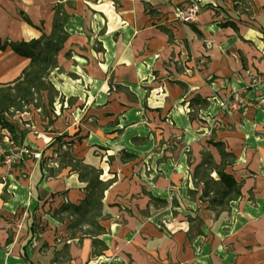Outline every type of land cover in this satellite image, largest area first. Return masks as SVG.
Returning <instances> with one entry per match:
<instances>
[{
	"label": "crops",
	"instance_id": "obj_1",
	"mask_svg": "<svg viewBox=\"0 0 264 264\" xmlns=\"http://www.w3.org/2000/svg\"><path fill=\"white\" fill-rule=\"evenodd\" d=\"M61 1L0 0V39L49 32ZM186 1L65 4L71 17L58 56L63 74L51 79L75 101L64 110L81 127L70 137L83 141L74 154L110 183L100 218L105 230L97 236L106 248L93 253L95 237L76 234L73 217L57 212L86 197L81 171L55 162L47 178L32 159L31 182L8 177V197L0 200V264H264V0L238 20L223 19L205 2L198 19L184 23L173 10ZM228 20L238 29L221 26ZM28 62L10 45L0 48V84ZM237 93L245 106L226 113ZM197 121L213 134H198ZM209 141L234 155L225 171L241 183V194L194 232L195 168L204 150L221 162Z\"/></svg>",
	"mask_w": 264,
	"mask_h": 264
},
{
	"label": "rangeland",
	"instance_id": "obj_2",
	"mask_svg": "<svg viewBox=\"0 0 264 264\" xmlns=\"http://www.w3.org/2000/svg\"><path fill=\"white\" fill-rule=\"evenodd\" d=\"M207 1L211 0H202L201 7H203V4ZM212 1L213 5L221 10L223 19L232 18L234 20H238L237 17H242V15L243 17H249L250 13H252L251 10L253 4L255 5V2H257V0ZM62 74V69L56 68L51 72L50 78H53L54 75L57 77L59 75L62 76ZM115 90L116 89L112 88L109 89L108 94H110V91ZM52 96L54 97V102L50 104L48 91L43 90L39 94L34 95L35 100L31 104L23 107L24 111L13 109L12 112L5 114V116L15 124L18 138H15L11 133H9L6 129L1 128L0 126V200L6 199L8 197V185H6L8 177L12 176V178H16L21 184H23V182H31L32 171L29 172V167L27 166V164H30V167H32L31 165L33 164L29 163L30 160L34 159L38 166L42 167L43 169L45 168L46 172H44V175L47 174L48 178L49 176L54 175V173H52L50 169H56L57 166H55V162L56 164L61 165V163L63 162V154L75 155L74 151H78L81 144L83 143L81 137L79 139H77V137L70 138L75 136V134H78L79 131H77V128L80 126H78L76 123L73 124L75 125L73 126V120L70 115L71 112L64 111L65 108L71 104V102L75 101L71 98L66 99L67 96H63L60 92H58V94L54 92L52 93ZM225 112L229 113L227 109ZM71 125L73 127L68 129L67 127ZM195 125L198 128L196 130L198 134L202 131V137L203 135H205V132L207 135L213 134L210 129L211 127H207L209 130L206 131L204 129L205 126L200 127L198 121ZM79 129H81V127ZM162 129L165 128L162 127ZM44 132H47L45 134H48L49 132H51L52 134H48L49 136L43 135L42 133ZM61 132L62 134L55 135V133ZM63 133H74V135L67 136L63 135ZM164 133L168 134L171 133V131L165 129ZM30 136L33 137V140H30ZM58 137H63L64 141L68 142L64 143L62 142L63 140H60ZM53 139L55 140L53 141ZM45 145H47L46 149H49V151L47 152L46 149H44ZM24 148H28L30 150V153L19 155V152ZM41 150H43L42 155L40 153ZM15 154L19 157L18 162L11 167L7 166L4 161L5 155ZM213 159L214 164H218L217 162L219 161V156H216V158L214 156ZM146 164L150 166L151 160H149V164L148 162H146ZM79 168H81V166ZM148 177H151V175H148ZM203 177L205 178L204 183L200 181ZM212 179L216 181V184ZM218 179L219 176L215 172V170L211 168L206 169L204 167L201 169L198 179L196 181L193 180L192 182L193 186L189 189V196L192 201V205H190L189 208L192 209L196 213V215H199L197 221L192 224L194 225V232L198 231V228L202 225L203 222L207 225L211 224L213 219L222 210L230 207V201L233 199V195H225L221 197L222 189L224 188V186L220 182H218ZM42 181L43 179L40 180L39 183H41ZM37 186L38 185H36V187ZM211 189L213 191H210L208 192V194H206V190ZM51 197L53 198V195L44 194L42 196V199H46V201H49ZM219 201L220 203H218ZM69 219L72 222L75 218ZM35 225H37V223H35ZM162 226H166L164 222H161V227ZM41 227L43 226L39 224V226H37V229ZM90 229L93 230L92 228L83 225L79 226L75 231L76 234L78 233L82 235V233Z\"/></svg>",
	"mask_w": 264,
	"mask_h": 264
},
{
	"label": "trees",
	"instance_id": "obj_3",
	"mask_svg": "<svg viewBox=\"0 0 264 264\" xmlns=\"http://www.w3.org/2000/svg\"><path fill=\"white\" fill-rule=\"evenodd\" d=\"M68 3H72V0H62L53 6L52 24L49 32L41 30L38 37L30 40L2 42L0 39L2 50L10 45L15 53L29 60L20 75L12 82L0 84V126L15 138H18L16 126L5 114L12 112L13 109L24 111L23 107L31 104L35 100L34 95L43 90L48 91L49 103L52 104L54 102L52 93L58 94L59 92L50 77L51 72L58 67L59 53L70 36L65 29V24L71 17L65 8V4ZM204 5L215 7L211 1L206 2ZM221 26H231L236 30L238 29V25L233 20L225 21L221 23ZM209 143L219 151L221 162L214 164L212 154L204 150L203 159L195 168V178L198 179L202 168H211L218 174V182L224 186L221 197L225 195H233V198L238 197L241 194V183L232 174L225 171L227 165L233 161L234 155L225 151L221 142L209 141ZM123 158H125L124 155ZM62 164H70L73 169H79L81 171L80 178L86 180L88 184L85 187L86 197L80 204L64 202L57 212L69 213L70 216L75 218L70 224L71 229L76 230L83 225L93 229L82 233V235L88 234L95 237L93 239L95 247L93 253L98 254L99 251L101 252L102 249L106 248V244L97 236L105 230L100 223V218L103 216V198L110 183L101 178V170L84 163L76 155L63 154ZM80 166L81 168H79ZM200 181L204 183L205 178H201ZM213 182L216 181L213 180ZM210 191L213 190H206V194Z\"/></svg>",
	"mask_w": 264,
	"mask_h": 264
},
{
	"label": "built area",
	"instance_id": "obj_4",
	"mask_svg": "<svg viewBox=\"0 0 264 264\" xmlns=\"http://www.w3.org/2000/svg\"><path fill=\"white\" fill-rule=\"evenodd\" d=\"M201 4L202 0H187L185 4H182L179 7L174 8V13L176 15V18L180 21H183L185 23L195 22L200 13H201ZM245 106V101L240 93H237L233 96L232 100L225 103V107L223 108V111L226 109H229V111H237L240 108ZM30 150L28 148H24L19 152V155L22 154H29ZM18 155H5V163L7 166L11 167L15 165L18 162Z\"/></svg>",
	"mask_w": 264,
	"mask_h": 264
}]
</instances>
